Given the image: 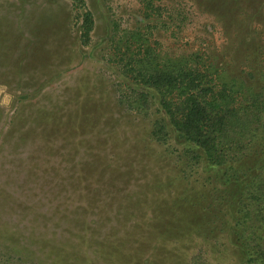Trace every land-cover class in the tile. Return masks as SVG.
Returning a JSON list of instances; mask_svg holds the SVG:
<instances>
[{
	"label": "rangeland",
	"instance_id": "obj_1",
	"mask_svg": "<svg viewBox=\"0 0 264 264\" xmlns=\"http://www.w3.org/2000/svg\"><path fill=\"white\" fill-rule=\"evenodd\" d=\"M84 1L89 46L72 0H0V263L225 264L213 198L235 188L151 139L119 98L110 37L141 31L239 73L264 53V0Z\"/></svg>",
	"mask_w": 264,
	"mask_h": 264
},
{
	"label": "trees",
	"instance_id": "obj_2",
	"mask_svg": "<svg viewBox=\"0 0 264 264\" xmlns=\"http://www.w3.org/2000/svg\"><path fill=\"white\" fill-rule=\"evenodd\" d=\"M72 1L84 10L79 39L89 46L94 16L84 0ZM151 4L146 9L155 11ZM110 39L119 98L148 119L151 139L182 147L185 175L216 171L220 187L235 188L213 198L216 254L225 264H264V53L233 73L204 49L170 57L141 31ZM202 255L187 264H200Z\"/></svg>",
	"mask_w": 264,
	"mask_h": 264
},
{
	"label": "bare ground",
	"instance_id": "obj_3",
	"mask_svg": "<svg viewBox=\"0 0 264 264\" xmlns=\"http://www.w3.org/2000/svg\"><path fill=\"white\" fill-rule=\"evenodd\" d=\"M56 48H58V47H56Z\"/></svg>",
	"mask_w": 264,
	"mask_h": 264
}]
</instances>
